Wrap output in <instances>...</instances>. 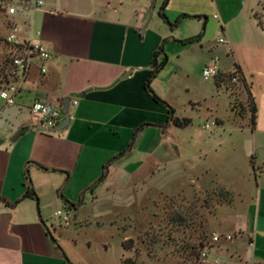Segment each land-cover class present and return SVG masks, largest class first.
Here are the masks:
<instances>
[{
	"label": "crops",
	"instance_id": "0c3cea01",
	"mask_svg": "<svg viewBox=\"0 0 264 264\" xmlns=\"http://www.w3.org/2000/svg\"><path fill=\"white\" fill-rule=\"evenodd\" d=\"M154 2L46 0L44 7L17 18L24 38L42 33L52 58L47 73L36 65L14 85L16 92L7 91L13 105L7 100L0 105V264H81L69 238L54 224L55 212L65 207L80 211L83 204H71L86 201L111 161L107 169L124 176L153 178L162 162L166 167L173 155L181 159V129L169 123L168 108L154 94L176 117L185 118L173 101L182 91L189 92L179 82L191 77L194 66L203 69L221 52L225 62L220 58V73L238 66L247 79L261 64L257 38L263 35L264 0H169L165 13L176 26L162 19L165 0H159L145 28ZM234 28L247 46H238ZM200 34L193 44L180 42ZM222 37L225 43L219 42ZM162 45L169 62L152 80L153 94L147 83ZM216 82L211 86L219 94L223 81ZM247 83L258 107L254 81ZM65 98L79 101L70 107L72 120L66 129L31 130L13 141L21 128L37 125L30 116L36 101L63 106ZM135 135L130 152L114 160L129 149ZM192 140L198 142L195 135ZM215 182L199 178L201 189ZM29 190L34 193L27 197ZM240 232L255 245L252 234ZM254 258L264 263L262 256Z\"/></svg>",
	"mask_w": 264,
	"mask_h": 264
},
{
	"label": "rangeland",
	"instance_id": "374dc122",
	"mask_svg": "<svg viewBox=\"0 0 264 264\" xmlns=\"http://www.w3.org/2000/svg\"><path fill=\"white\" fill-rule=\"evenodd\" d=\"M10 25L0 8V105L9 97L2 91L9 87L6 82L21 81L10 64H4ZM261 29L263 35L257 38L263 50L261 64L247 79L243 75L237 83L223 79L218 94L211 86L215 80H206L203 69L194 66L191 77L179 82L189 92L177 94L173 102L180 115L192 120L177 132L180 160L173 155L166 167L162 162V170L153 178L124 176L107 169L105 179L89 190L86 201H77V206L84 207L77 212L70 208L71 226L56 224L69 238L81 264H264L254 262L255 255L264 258V27ZM234 34L238 46H247L239 29L234 28ZM217 56L225 62L221 52ZM240 81H254L259 105L256 130L249 112L253 101ZM193 135L198 142L192 140ZM203 167L210 173L205 174ZM199 178L202 183H218L201 189ZM240 230L252 234L255 245ZM215 235L219 241L214 240Z\"/></svg>",
	"mask_w": 264,
	"mask_h": 264
},
{
	"label": "built area",
	"instance_id": "2783aa9c",
	"mask_svg": "<svg viewBox=\"0 0 264 264\" xmlns=\"http://www.w3.org/2000/svg\"><path fill=\"white\" fill-rule=\"evenodd\" d=\"M46 5V0H0V8L10 20V31L6 38V42L9 46L7 57L12 67V71L21 80H24L33 68L38 65L41 73H47L48 69L46 63L52 58V52L47 44L42 40V33L36 32L28 37H23V28L16 18L25 16L29 12L36 9H40ZM220 43H225V39L222 37L219 39ZM220 58L215 56L211 59V62L207 64L202 71L203 77L206 80H215L221 75L219 70ZM12 72V73H13ZM235 69L231 72L234 73ZM233 82L237 83V77H233ZM9 84L8 89L2 91H17L14 86V82L7 81ZM14 97L9 96L7 98V105H13ZM79 101L77 98L71 99L70 107H76ZM30 116L32 121L37 125H42L46 128H54L61 125L66 117L63 106L60 104L36 101L30 108ZM213 123L212 126H216ZM211 128L210 125L207 126ZM70 207L57 210L55 212L56 221L54 224L60 226H71V212ZM231 239V236L227 237ZM215 241H219V236H214Z\"/></svg>",
	"mask_w": 264,
	"mask_h": 264
},
{
	"label": "trees",
	"instance_id": "16d2710c",
	"mask_svg": "<svg viewBox=\"0 0 264 264\" xmlns=\"http://www.w3.org/2000/svg\"><path fill=\"white\" fill-rule=\"evenodd\" d=\"M169 0H165V2L163 3L161 9H160V15L162 17V19L167 23L169 24L170 26H176L177 23H172L169 18L167 17L166 13H165V9H166V6H167V3H168ZM187 16V15H185ZM194 18H198V17H194ZM202 38V34L196 36V37H193L191 39H188L186 41H180L182 42L183 44H193L197 41H199L200 39ZM6 45L8 46L7 42H6ZM9 47V46H8ZM162 56V59L159 61V57ZM168 62H169V58H168V55L166 54L165 52V49H164V45L161 46V48L155 53V56H154V60H153V69L150 73V76H149V80H148V83H147V88L148 90L151 91V87H150V84L152 82V80L168 65ZM10 64L9 63V59L8 57H6L4 59V64ZM7 64V65H8ZM11 67V65H10ZM11 70L12 67H11ZM5 72V67H4V70ZM7 75V74H6ZM242 76V73H241V70L238 66H235V72L234 73H229V74H224V75H219L215 81H217L216 83L219 84L220 82L223 81V79H227V80H230L229 82L231 83H234L233 82V77H237V80L239 81L240 78ZM228 82V81H227ZM244 84L245 88L249 91V98L253 101V105L250 106V110L249 112L251 113V123H252V129L253 130H256V127H257V119H258V107H257V104H256V101H255V98L253 97L251 91H250V86L249 84L246 82V81H240ZM153 93V91H151ZM154 94V93H153ZM155 98L163 103L169 110V123L171 122L174 126L178 127V128H185V127H188L189 125L192 124V120L189 119V118H179V117H176L175 116V110L165 101H163L162 99H160L157 95H155ZM156 127H159V128H164L165 126H159V125H156ZM136 138V135L134 136L133 138V141L129 147V149H127L126 151H124L122 154H120L119 156H117L114 160H118L124 156L127 155L128 152H130V150L132 149V146H133V142H134V139ZM114 162V161H113ZM110 164H112V161L110 163L107 164V168L108 166H110ZM107 168L105 170V172L103 173V175L99 178V180L91 187V189H94L98 184H100L104 179H105V176H106V171H107ZM32 193H34L33 190H29L27 192V197L30 196ZM81 201H79L80 203ZM77 204H71V207H76ZM200 246L202 248L205 247V244H204V240L202 239V241L200 242ZM126 264V263H125Z\"/></svg>",
	"mask_w": 264,
	"mask_h": 264
},
{
	"label": "water",
	"instance_id": "95a60500",
	"mask_svg": "<svg viewBox=\"0 0 264 264\" xmlns=\"http://www.w3.org/2000/svg\"><path fill=\"white\" fill-rule=\"evenodd\" d=\"M155 6H156V2H154L153 6H152V9L149 11V17H148V21H147V24L145 25V28H147V26L149 25V22L151 20V15H152V10L155 9ZM70 102H71V98H65L63 100V110H64V113L66 115L63 123L57 127H54V128H46L42 125H27V126H24L23 128H21L15 135H14V138H13V141L17 140L21 135L31 131V130H40V131H44V132H47V131H52V132H60V131H63L64 129H66L70 123H71V120H72V117L71 115L69 114V105H70Z\"/></svg>",
	"mask_w": 264,
	"mask_h": 264
}]
</instances>
